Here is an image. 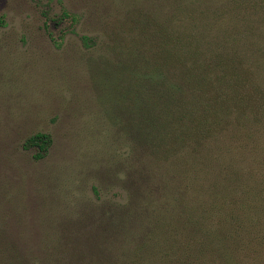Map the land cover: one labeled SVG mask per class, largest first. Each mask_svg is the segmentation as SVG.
Returning a JSON list of instances; mask_svg holds the SVG:
<instances>
[{
  "label": "rangeland",
  "instance_id": "1",
  "mask_svg": "<svg viewBox=\"0 0 264 264\" xmlns=\"http://www.w3.org/2000/svg\"><path fill=\"white\" fill-rule=\"evenodd\" d=\"M0 17V264H264V0H0Z\"/></svg>",
  "mask_w": 264,
  "mask_h": 264
},
{
  "label": "trees",
  "instance_id": "2",
  "mask_svg": "<svg viewBox=\"0 0 264 264\" xmlns=\"http://www.w3.org/2000/svg\"><path fill=\"white\" fill-rule=\"evenodd\" d=\"M64 16L70 15V13L66 10L64 11ZM77 18V16L75 17ZM5 18L0 17V26L5 24ZM194 33H190L187 35L190 39V41H193L194 39ZM85 40L88 39V37H84ZM196 47V46H195ZM194 48L193 46L190 47V52H193ZM197 52V51H195ZM199 53V52H198ZM200 55V54H199ZM172 79H168V84H174L171 81ZM185 81H188L186 78L184 79ZM243 82L241 77H235V79L232 81V83L237 86V89L235 92H233L230 96L226 97L224 99V102L229 105L230 102L232 104H235L239 109L243 110L244 109V93L240 92V84ZM227 101V102H226ZM234 102V103H233ZM231 105V104H230ZM216 119V112L211 110V113L208 111L203 112V115H199L196 117L195 124H198V127L196 128V132L199 133L200 130V135H198V138L201 140L203 137H207L209 133L213 131V120ZM53 144V139L52 136L48 133H43V132H37L30 136L24 146L27 148H32L35 147L37 148V154L35 155L36 158L40 159L42 158L46 153H48L50 147Z\"/></svg>",
  "mask_w": 264,
  "mask_h": 264
}]
</instances>
